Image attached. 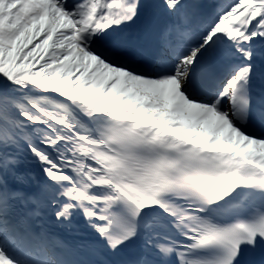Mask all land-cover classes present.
<instances>
[{
    "label": "snow or ice",
    "instance_id": "6c2138e0",
    "mask_svg": "<svg viewBox=\"0 0 264 264\" xmlns=\"http://www.w3.org/2000/svg\"><path fill=\"white\" fill-rule=\"evenodd\" d=\"M208 7L0 0V264H255L264 0Z\"/></svg>",
    "mask_w": 264,
    "mask_h": 264
},
{
    "label": "bare ground",
    "instance_id": "6f19581e",
    "mask_svg": "<svg viewBox=\"0 0 264 264\" xmlns=\"http://www.w3.org/2000/svg\"><path fill=\"white\" fill-rule=\"evenodd\" d=\"M203 2L208 5V13L210 12H214L216 9L212 8V5H220L221 4V0H203ZM166 17H164L163 15L160 16L159 18V22L162 24L163 22H165ZM126 35L128 36V38L130 39H140L142 34L140 32V30L136 27L133 26L132 28L128 29L126 32ZM102 257V256H100Z\"/></svg>",
    "mask_w": 264,
    "mask_h": 264
},
{
    "label": "rangeland",
    "instance_id": "374dc122",
    "mask_svg": "<svg viewBox=\"0 0 264 264\" xmlns=\"http://www.w3.org/2000/svg\"><path fill=\"white\" fill-rule=\"evenodd\" d=\"M230 2V0H221V4L222 5H226L227 3H229Z\"/></svg>",
    "mask_w": 264,
    "mask_h": 264
}]
</instances>
